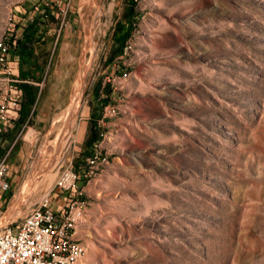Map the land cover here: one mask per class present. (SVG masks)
I'll list each match as a JSON object with an SVG mask.
<instances>
[{"label":"rangeland","instance_id":"rangeland-1","mask_svg":"<svg viewBox=\"0 0 264 264\" xmlns=\"http://www.w3.org/2000/svg\"><path fill=\"white\" fill-rule=\"evenodd\" d=\"M41 2L0 0V36L50 18ZM59 2L78 39L54 48L60 104L40 120L33 92L2 136L5 216L73 166L89 264H264V0ZM97 148L110 161L87 181Z\"/></svg>","mask_w":264,"mask_h":264},{"label":"built area","instance_id":"built-area-1","mask_svg":"<svg viewBox=\"0 0 264 264\" xmlns=\"http://www.w3.org/2000/svg\"><path fill=\"white\" fill-rule=\"evenodd\" d=\"M41 1L34 13L46 16L48 2ZM70 4L71 0L66 6ZM24 33L25 29H4L0 36V264H89L87 248L76 236V228L86 223L87 191L73 166L65 168L37 207L24 216L11 208L5 216L16 184L1 139L22 111L26 81L20 76L18 48ZM115 114L108 106L102 120ZM109 161L108 152L94 149L85 159L84 178L91 181Z\"/></svg>","mask_w":264,"mask_h":264},{"label":"crops","instance_id":"crops-1","mask_svg":"<svg viewBox=\"0 0 264 264\" xmlns=\"http://www.w3.org/2000/svg\"><path fill=\"white\" fill-rule=\"evenodd\" d=\"M45 1L48 2L46 17L50 16V18L44 19L40 17L33 24L29 22V28L25 29L20 47L18 48L20 76L26 81L23 85V102L24 100H28V96L35 92L37 93L35 99V103L37 104L42 95H44V90H49V94L43 97L46 100L42 103L43 108L40 120L47 111L48 114H51L49 109L52 105H58L61 101L60 94L58 93L60 87L58 73L54 75L51 81H48V70L52 64L54 48L61 41V38L67 48L71 44H76L78 39L73 26L74 19H72V15L66 16L67 12L61 13L60 10H64L61 2L58 4V0ZM62 1L68 2L69 0ZM60 16L65 23L64 27L59 25L61 21ZM22 57L23 60H21Z\"/></svg>","mask_w":264,"mask_h":264},{"label":"bare ground","instance_id":"bare-ground-1","mask_svg":"<svg viewBox=\"0 0 264 264\" xmlns=\"http://www.w3.org/2000/svg\"><path fill=\"white\" fill-rule=\"evenodd\" d=\"M78 85H79V84H78ZM77 94H78V93H77ZM79 100H80V97H79ZM79 100H78V101H79Z\"/></svg>","mask_w":264,"mask_h":264}]
</instances>
